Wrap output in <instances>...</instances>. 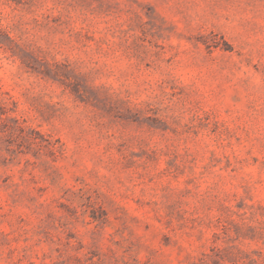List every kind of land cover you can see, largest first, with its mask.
Returning a JSON list of instances; mask_svg holds the SVG:
<instances>
[{
	"label": "rangeland",
	"instance_id": "374dc122",
	"mask_svg": "<svg viewBox=\"0 0 264 264\" xmlns=\"http://www.w3.org/2000/svg\"><path fill=\"white\" fill-rule=\"evenodd\" d=\"M0 264H264V0H0Z\"/></svg>",
	"mask_w": 264,
	"mask_h": 264
}]
</instances>
